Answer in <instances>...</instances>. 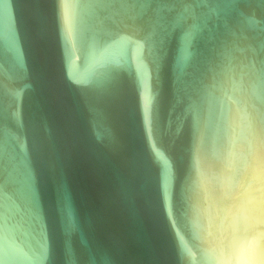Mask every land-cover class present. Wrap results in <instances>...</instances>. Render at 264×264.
<instances>
[{
    "label": "water",
    "instance_id": "95a60500",
    "mask_svg": "<svg viewBox=\"0 0 264 264\" xmlns=\"http://www.w3.org/2000/svg\"><path fill=\"white\" fill-rule=\"evenodd\" d=\"M264 230V0H0V264H213Z\"/></svg>",
    "mask_w": 264,
    "mask_h": 264
},
{
    "label": "clouds",
    "instance_id": "9594fccd",
    "mask_svg": "<svg viewBox=\"0 0 264 264\" xmlns=\"http://www.w3.org/2000/svg\"><path fill=\"white\" fill-rule=\"evenodd\" d=\"M222 247H212L213 264H264V230L250 231L238 244L225 236Z\"/></svg>",
    "mask_w": 264,
    "mask_h": 264
}]
</instances>
